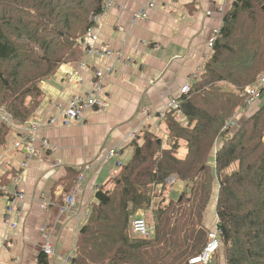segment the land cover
<instances>
[{
  "label": "trees",
  "instance_id": "1",
  "mask_svg": "<svg viewBox=\"0 0 264 264\" xmlns=\"http://www.w3.org/2000/svg\"><path fill=\"white\" fill-rule=\"evenodd\" d=\"M103 10L104 0H0V150L34 116L41 84L79 54L90 18ZM203 69L176 99L185 123L166 112L164 138L142 132L130 161L96 190L69 264H190L209 242L215 180V263L264 264V97L248 113L244 95L264 76V0L233 2ZM239 111L237 126L226 129ZM18 173L0 178V196ZM170 176L183 184L176 199ZM148 214L152 238L134 236L131 221ZM37 264L48 257L41 252Z\"/></svg>",
  "mask_w": 264,
  "mask_h": 264
},
{
  "label": "crops",
  "instance_id": "2",
  "mask_svg": "<svg viewBox=\"0 0 264 264\" xmlns=\"http://www.w3.org/2000/svg\"><path fill=\"white\" fill-rule=\"evenodd\" d=\"M146 1L104 0L103 15L93 31L95 46L122 54L120 61L88 55L80 48L71 62L41 84L43 103L28 122L13 127L6 147L0 150V178L10 177V171L21 175L20 182L10 181L6 195L0 196V264H37L43 244L41 226L47 228L53 250L49 264H68L96 201V190L115 175L118 161L122 166L130 161L131 143L142 132L164 138L161 115L182 95L184 86L190 85L197 68L203 67L211 54L209 44L236 0H151L147 18L136 21ZM108 66L115 72L103 81L106 106L91 110L83 123L42 125L35 133V146L39 149L45 140L49 148L27 161L24 141L32 134L31 126L58 115V105L66 107L71 98L86 96L94 82L93 72ZM259 104L254 100L245 112ZM110 151L115 156L109 158ZM209 165L213 166V160ZM16 188L24 198L10 214L17 225L13 229L5 216ZM73 191L74 206L62 213L59 204L63 206ZM205 221L212 227L216 217L206 213Z\"/></svg>",
  "mask_w": 264,
  "mask_h": 264
},
{
  "label": "built area",
  "instance_id": "3",
  "mask_svg": "<svg viewBox=\"0 0 264 264\" xmlns=\"http://www.w3.org/2000/svg\"><path fill=\"white\" fill-rule=\"evenodd\" d=\"M153 7L152 1L147 0L145 7L138 12L135 16L136 21H143L147 18V9H151ZM104 12V10H103ZM103 12L97 16H93L90 18L91 22L94 23L92 27H90L84 38L80 41L81 48L84 50V52L88 55H96L101 58H113L115 57V61H120L122 54L114 55V53L108 48L107 46H103L102 48H98L95 46V43L97 41V36L94 34V26L98 23L99 18L103 15ZM210 48L212 47V42L209 44ZM115 72V68L113 66H108L105 68H99L96 69L93 72L94 75V82L91 85V89L89 93L86 96L83 97H73L71 100L67 103L66 107H61L60 105L57 106L59 110V114L53 117L48 118L47 122H43V124H33L31 126L32 134L31 136L27 137L24 141V148L25 152L27 154V161L31 158H34L37 156L38 152L40 150H47L49 148L48 143L45 140H42L40 142V148L37 149L35 144L37 143L36 138V132L38 129L42 127V125L45 126H58V127H68L72 123H83L86 120L87 115L89 112L93 109H103L106 106V103L102 100V96L104 93V79L106 76H110ZM204 73V69L202 66L197 68L193 78H199V76ZM190 90L189 83L186 84L183 88L182 94H187ZM261 93H263L264 97V76H261L259 78V81L257 84H254L250 87L245 88L244 95H246L247 101H246V109L251 106L253 100L260 98ZM173 111L174 119L179 124H184L185 119L183 116V112L179 109V105L176 100H172L170 104L168 105L166 112ZM164 113V114H165ZM242 113L239 111L235 115L232 116V118L226 122L225 128L226 129H232L237 126L239 120L242 118ZM163 115H161V118H163ZM51 150H54L53 148H50ZM115 156L114 151H110L108 154V157ZM27 161L25 163H22V168L24 169L27 166ZM116 166L120 168L122 164L118 161L116 163ZM21 175H17L13 179V183L17 184L20 182ZM82 177V176H81ZM80 177V178H81ZM168 185H174L175 184V178L173 176H170L167 179ZM74 193L75 191L71 192L69 195L65 197V204L61 206V212L64 213L68 211L72 206H74ZM24 198V194L19 190L15 189L12 194H10V203L7 208V215L5 216V222L8 226L11 228H16V224L11 222L10 214L16 211V208L18 207L17 203L20 199ZM45 209L47 208L46 205L43 206ZM152 229L153 227L148 226L147 221L144 218H135L131 221V232L134 236L144 239H150L152 238ZM40 238L43 240V244L41 247L42 253L46 255L47 257L53 256V250L52 246L49 243V235L48 230L45 226H41L39 229ZM220 231L217 229L216 224L213 226L209 233V242L207 243L204 251L202 254L194 259L190 260V264H210L215 253L218 251L220 247V239H219ZM73 257V253L69 255L68 257V264Z\"/></svg>",
  "mask_w": 264,
  "mask_h": 264
},
{
  "label": "rangeland",
  "instance_id": "4",
  "mask_svg": "<svg viewBox=\"0 0 264 264\" xmlns=\"http://www.w3.org/2000/svg\"><path fill=\"white\" fill-rule=\"evenodd\" d=\"M80 47H81V45H80ZM180 189H181V184L180 183H175L174 185H171L169 187L168 195L171 198L176 199L179 196ZM216 196H217V182L215 180L214 183H213V191H212L211 200H210V203H209L208 208H207V214L212 215V216H215L214 207H215V199H216ZM143 218L147 221V223H148V225L150 227H153L154 228V223L152 221L151 214H148V215L144 216ZM213 224L215 225L216 222H213ZM213 226H212V228H213ZM215 261H216V258H213L210 264H214ZM217 262L219 263V259H218ZM221 264H222V261H221Z\"/></svg>",
  "mask_w": 264,
  "mask_h": 264
}]
</instances>
